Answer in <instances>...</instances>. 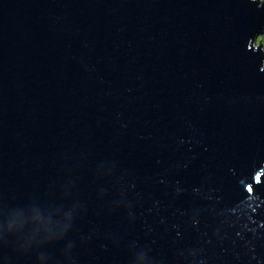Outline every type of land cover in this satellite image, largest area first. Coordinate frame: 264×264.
I'll return each instance as SVG.
<instances>
[{"label": "water", "instance_id": "obj_1", "mask_svg": "<svg viewBox=\"0 0 264 264\" xmlns=\"http://www.w3.org/2000/svg\"><path fill=\"white\" fill-rule=\"evenodd\" d=\"M264 0H0V264H264Z\"/></svg>", "mask_w": 264, "mask_h": 264}, {"label": "rangeland", "instance_id": "obj_2", "mask_svg": "<svg viewBox=\"0 0 264 264\" xmlns=\"http://www.w3.org/2000/svg\"><path fill=\"white\" fill-rule=\"evenodd\" d=\"M263 42V44H264V33L263 34H261L260 36H259V38H258V43L259 42Z\"/></svg>", "mask_w": 264, "mask_h": 264}]
</instances>
